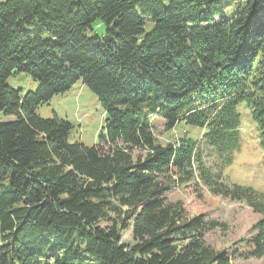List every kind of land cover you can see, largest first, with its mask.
<instances>
[{
	"label": "trees",
	"instance_id": "16d2710c",
	"mask_svg": "<svg viewBox=\"0 0 264 264\" xmlns=\"http://www.w3.org/2000/svg\"><path fill=\"white\" fill-rule=\"evenodd\" d=\"M16 74L35 91L10 87ZM77 81L104 113L93 146L69 142L66 120L35 114ZM240 103L264 152V0H0V264L261 259L264 194L221 175L239 147ZM153 118L200 129L201 144H159ZM202 144L222 160L215 172ZM196 180L260 215L232 254L203 241L220 224L187 220L165 199ZM129 228L131 245L120 241Z\"/></svg>",
	"mask_w": 264,
	"mask_h": 264
},
{
	"label": "rangeland",
	"instance_id": "374dc122",
	"mask_svg": "<svg viewBox=\"0 0 264 264\" xmlns=\"http://www.w3.org/2000/svg\"><path fill=\"white\" fill-rule=\"evenodd\" d=\"M150 25H148L147 31ZM105 31L103 24L94 25L93 33L102 35ZM7 84L17 89L23 95L33 92L37 84L25 74H16L7 80ZM240 123L238 125L239 147L233 152L231 162L222 166L221 175L230 184L249 187L264 194V152L259 147L258 131L250 117L245 103L236 106ZM35 114L49 119L57 116L71 124L69 142H81L86 146L98 143V134L101 130L104 113L95 96L82 85L75 82L71 88L54 96L47 104L39 105ZM152 133L156 141L165 145L181 137H189L195 142H202L203 132L195 127L177 124L172 129H166L162 120H151ZM201 144V143H200ZM201 160L212 172L222 164L220 157L215 156L210 149L200 145ZM174 186L166 195L169 202H180L185 211L187 220L198 218L202 222H216L220 226L209 229L203 234V241L214 251H225L232 254L244 244L238 241L252 236L253 226L260 219L245 203L230 201L207 190L202 183ZM110 218H114L110 215ZM112 221H103L101 227L111 226ZM120 241L131 245L133 240L130 228L120 232ZM230 264H264L261 259L247 258L232 260Z\"/></svg>",
	"mask_w": 264,
	"mask_h": 264
}]
</instances>
